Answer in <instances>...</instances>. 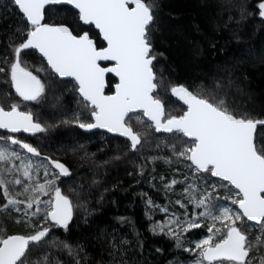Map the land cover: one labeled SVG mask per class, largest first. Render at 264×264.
<instances>
[{
    "label": "trees",
    "instance_id": "16d2710c",
    "mask_svg": "<svg viewBox=\"0 0 264 264\" xmlns=\"http://www.w3.org/2000/svg\"><path fill=\"white\" fill-rule=\"evenodd\" d=\"M261 2L264 0H154L156 19L150 38L157 57L154 71L162 80L159 96L166 98L172 86L184 85L196 94L214 97L212 102L224 100L235 114L264 120ZM45 21L67 24L74 34L87 31L98 47L105 46L99 31L83 24L73 7L49 6ZM30 27L12 0H0V67L5 69L0 73V103L5 108L9 102L24 103L25 110L43 124L45 131L24 136L40 153L32 155L54 168L51 161L69 168L70 175H60L58 186L72 202L73 217L67 228L45 220L50 231L29 246L26 264H171L176 244L152 230V216L157 214L148 201L171 202L159 176H171L172 162L184 163L171 153L172 146L191 139L176 132L159 133L148 120L136 119L130 121L141 135L136 149L119 136L83 132L72 119L79 110L92 119L90 104L82 100L72 80L56 76L33 49L22 51V64L38 76L45 91L38 101H25L11 83L10 65L15 47L26 39ZM116 82L112 75L107 77V93L114 91ZM256 143L264 144V126L257 129ZM3 195L0 185V204ZM3 217V238L24 233L11 216ZM259 228L257 236L264 241V228ZM254 241L258 246L255 254L264 257V242Z\"/></svg>",
    "mask_w": 264,
    "mask_h": 264
},
{
    "label": "snow or ice",
    "instance_id": "6c2138e0",
    "mask_svg": "<svg viewBox=\"0 0 264 264\" xmlns=\"http://www.w3.org/2000/svg\"><path fill=\"white\" fill-rule=\"evenodd\" d=\"M26 17L31 27L25 33L26 39L14 49L15 59L10 65V79L16 93L25 101H38L45 91V85L28 67L23 66V50L36 49L46 58L48 65L60 77H72L78 85V92L84 101L90 104L93 123L75 122L80 128H104L118 132L131 141L136 149L141 143L140 133L133 130L130 121L140 122L137 110L154 122L157 132L180 133L191 138L188 147L176 153L186 157L195 166L197 172L208 173L229 182L237 190L232 203L239 210L229 207L217 209L213 214L210 199L201 198L197 206H204L201 216L209 217L213 223L208 227L206 238L195 243L198 251L193 264H250V252L253 245L245 233L237 226L238 221L247 218L264 228V144L256 143L257 127L264 126V120L252 119L247 115H238L230 110L224 100L212 102L215 98L204 97L190 91L184 85L170 88L172 95L187 106L182 115H171L165 118V104L159 96L158 89L162 80H158L154 71L153 45L150 33L155 23L154 0H12ZM67 4L78 10V17L86 25H94L102 35L106 47H98L96 41L87 31L74 34V29L67 24L50 25L42 23L45 18V6ZM130 5H133L130 7ZM260 15L264 17V2L258 5ZM111 66H101V62ZM5 69L0 67V73ZM114 73L119 78L115 91L105 94V76ZM127 118V120H126ZM0 129L12 133H38L45 128L34 122L31 112L19 110L17 104H11L10 110L0 103ZM12 144H18L27 152L39 156L35 147L9 136ZM175 148V146H173ZM10 157L21 159L19 153L9 152L6 147L0 148V162ZM59 174L69 175V170L58 161H51ZM23 175L32 177V163L21 159ZM45 176L48 170L45 168ZM59 174L57 178H59ZM15 184L23 185L24 193H32L25 201L11 197L8 188L4 195L9 197L8 204H26L27 209L36 205L32 215L43 211L41 204L50 209L45 211V220L51 219L56 226L67 228L72 219V202L63 195L59 187H54L55 179L44 183L24 184L20 179ZM173 184L176 181L172 182ZM5 181L0 179V185ZM54 191V201H41L39 194ZM187 192L188 189H185ZM7 207V205H5ZM19 211V209H17ZM224 224L226 232L217 241L215 237L222 232L216 222ZM227 222V223H225ZM179 225V220L176 221ZM201 225L190 221L183 231L199 228ZM50 229L45 227L33 235H11L0 238V264H26L30 242H39L47 236ZM179 240V234L172 232ZM258 242H264L257 237ZM178 246H180L178 244ZM264 264V257L261 258Z\"/></svg>",
    "mask_w": 264,
    "mask_h": 264
},
{
    "label": "rangeland",
    "instance_id": "374dc122",
    "mask_svg": "<svg viewBox=\"0 0 264 264\" xmlns=\"http://www.w3.org/2000/svg\"><path fill=\"white\" fill-rule=\"evenodd\" d=\"M75 85L77 86L76 83ZM160 98L164 102L165 108L167 109L166 118L171 115H180L179 113L183 114L185 111V107L172 96L171 92L168 97ZM11 104H17L20 110L24 109V111H26L25 109H27L25 106L26 104L21 102H9L6 105V109H10ZM138 113L140 116V122L148 120L143 115V112ZM77 116H79L80 122L83 123H91L93 120V118L87 119L79 110L72 119L74 123H77L75 122ZM9 136L20 138L18 137L19 135H13L0 131V148L6 147L9 152L15 151L19 153L25 164L30 161L33 165V168L31 169L32 177L29 179L23 175L21 159L10 157L8 161L0 162V179L5 181V184L2 185L3 189L7 187L11 193V197L17 201H25L32 193H24L23 185L14 183L16 179L22 180L24 184L44 183L45 180L55 179V185L53 188L59 187L58 180L60 175H62L59 174L60 171L54 168L49 162L38 159L25 149L21 148L19 145L12 144L8 140ZM174 144L175 143H172V145ZM190 144L191 142L183 143L180 140V143L175 145V148L172 146L174 150L171 153L177 156L176 153L178 151L190 146ZM177 158L184 160V163L181 162L178 164V161L176 163L172 162V164H170L171 176H159V180L163 182L162 189L167 191L171 197V204H154L151 200H149L148 206L157 214V217L152 216V230L158 234L164 235L176 244V258L173 259L171 264H193V261L198 255V251H188L187 249H194L196 242L206 238L208 235H211V233L208 232V227H210L213 223L209 217L200 215V213L205 211V207L197 206L196 201L201 198L208 197L211 205L215 206L212 208L213 214L215 215L219 214L217 209L221 207H229L235 212L238 211L239 208L238 205L232 203V200L236 199L235 192L237 190L234 187H230L229 182L224 183L220 181L222 179L213 177L208 173L197 172L195 166L192 165L191 161L187 160L186 157L177 156ZM45 168L48 170L47 176L44 174ZM58 174L59 178H57ZM173 181H176V183L173 184ZM185 189H188V191L186 192ZM3 198L4 201L0 204V238H3L2 235L5 230L2 226L4 221L3 216H11L13 222L18 226L17 229L28 234L40 231L49 226V222H46L44 218L45 211L50 210L47 208L46 204L40 205L43 211L37 213L36 215H32V213L36 210V205H33L32 209H27L26 204L24 203L11 205L8 204L9 197L3 195ZM39 198L44 202L54 201V191L50 188L46 194H39ZM5 205H7V207H5ZM17 209H19V211ZM177 220L180 222L179 225L176 223ZM190 221H194L201 226L199 228L189 229L186 232L183 231V229L187 227V223ZM237 226L240 227L241 231L246 234L249 243L253 245L252 251L250 252V264H260L261 258L254 252L256 250L257 253L258 250V246L254 239H257L258 231H261L259 228L260 224L248 221L245 217L242 221L237 222ZM216 227L222 229V232L217 234L215 237L218 241L223 233L226 232V228L224 224H221L218 221L216 222ZM36 229L39 230L34 231ZM172 232H177L179 234V240L172 235ZM250 233L252 237L250 236ZM178 244L180 246H178ZM204 264H208V262L205 261Z\"/></svg>",
    "mask_w": 264,
    "mask_h": 264
},
{
    "label": "water",
    "instance_id": "95a60500",
    "mask_svg": "<svg viewBox=\"0 0 264 264\" xmlns=\"http://www.w3.org/2000/svg\"><path fill=\"white\" fill-rule=\"evenodd\" d=\"M52 5H67V4H51V5H46L45 6V10H46V8L47 7H49V6H52ZM68 6H70V7H73L74 8V6H72V5H68ZM131 6H133V5H130V7ZM19 9V8H18ZM75 9V8H74ZM77 10V9H76ZM20 11V10H19ZM78 11V10H77ZM21 12V11H20ZM21 14L23 15V13L21 12ZM24 16V15H23ZM25 17V16H24ZM25 19H26V17H25ZM28 22V21H27ZM29 23V22H28ZM42 23H47L46 21H45V18H44V20L42 21ZM83 23V22H82ZM30 24V23H29ZM47 24H50V25H60V24H52V23H47ZM84 24V23H83ZM86 25V24H85ZM94 26V25H93ZM95 27V26H94ZM98 30V29H97ZM99 31V30H98ZM101 37H102V35H101ZM105 42V41H104ZM104 47H106V42H105V46ZM33 50H35V51H37L38 53H39V51L38 50H36V49H33ZM39 55L45 60V62L47 63V60H46V58H44L43 56H42V54L41 53H39ZM47 65H48V63H47ZM50 68H51V66L50 65H48ZM101 66H111L110 64H108V62H101ZM51 70L53 71V73L56 75V76H58L59 78H61V79H66V80H72V81H74L75 83H76V81L74 80V78H72V77H60L59 76V74H57V73H55V71L51 68ZM109 75H112L114 78H116V80H117V82L116 83H118L119 82V78L118 77H116L115 76V74L114 73H108V74H106V76H105V82H106V87H105V94L106 95H111V94H113L114 93V91H115V87H114V91L113 92H111V93H107L106 92V89H107V87H108V83H107V77L109 76ZM115 83V84H116ZM77 84V83H76ZM78 86V85H77ZM115 86V85H114ZM190 90V89H189ZM191 91V90H190ZM79 93V92H78ZM80 95V94H79ZM178 102H180L184 107H185V111L187 110V106L186 105H184V103L182 102V101H180V100H178V98L177 97H175L174 95H172ZM22 98V97H21ZM82 98V97H81ZM83 99V98H82ZM86 102V101H85ZM88 103V102H87ZM164 103V102H163ZM6 110H10V109H6ZM20 110V109H19ZM20 111H23V112H29V111H24V110H20ZM137 112H142V110H137ZM182 115V114H181ZM146 117V116H145ZM165 118H166V108H165ZM33 119H34V122H38V123H40L42 126H43V124L41 123V122H39V121H36V119H35V117H34V115H33ZM146 119H148L151 123H152V125L155 127V125H154V122L153 121H151L148 117H146ZM126 120H127V118H126ZM94 122V118H93V120H92V122L91 123H93ZM258 127H259V125H258ZM258 127H257V129H258ZM83 132H85V133H91V132H105V133H107V134H111V135H114V136H119V137H122V138H125V139H127V140H129L130 141V139L128 138V137H125V136H123L122 134H120V133H118V132H110V131H108L107 129H104V128H93V129H83V128H80ZM0 130H2V131H4V132H8V133H11V134H13V135H26V136H33V135H35V134H38V133H40V132H38V133H27V132H23V131H21V132H16V133H12L10 130H7V129H0ZM159 133H167V132H163V131H160ZM257 133V132H256ZM11 137H14V136H11ZM15 139H18V140H20L19 138H16V137H14ZM188 138V137H187ZM189 139H191V138H189ZM20 141H22V140H20ZM23 143H28V144H30V145H32L31 143H29V142H25V141H22ZM131 142V141H130ZM15 145H18V144H15ZM20 146V145H19ZM33 146V145H32ZM34 147V146H33ZM26 150V149H25ZM216 178H218V179H221V178H219V177H216ZM234 187V186H233ZM63 194V193H62ZM64 195V194H63ZM72 217H73V212H72ZM50 219V218H49ZM51 220V219H50ZM51 222H53V223H55L54 221H52L51 220ZM70 222V221H69ZM68 222V223H69ZM251 222H253V221H251ZM253 223H256V224H258L257 222H253ZM57 227H62V226H57ZM11 235H21V236H29V235H24V234H19V233H13V234H10L9 236H11ZM45 238V237H44ZM43 238V239H44ZM32 243H35V242H30V245L32 244ZM29 245V246H30ZM214 263V262H213Z\"/></svg>",
    "mask_w": 264,
    "mask_h": 264
},
{
    "label": "flooded vegetation",
    "instance_id": "af4514ba",
    "mask_svg": "<svg viewBox=\"0 0 264 264\" xmlns=\"http://www.w3.org/2000/svg\"><path fill=\"white\" fill-rule=\"evenodd\" d=\"M18 137H20V138H19L20 140L25 141V142H29V143L32 144V142L29 141L28 139H26V137H25L24 135H20V136H18ZM32 145H33V144H32Z\"/></svg>",
    "mask_w": 264,
    "mask_h": 264
},
{
    "label": "bare ground",
    "instance_id": "6f19581e",
    "mask_svg": "<svg viewBox=\"0 0 264 264\" xmlns=\"http://www.w3.org/2000/svg\"><path fill=\"white\" fill-rule=\"evenodd\" d=\"M24 235H27V234H24ZM33 235V234H32Z\"/></svg>",
    "mask_w": 264,
    "mask_h": 264
}]
</instances>
